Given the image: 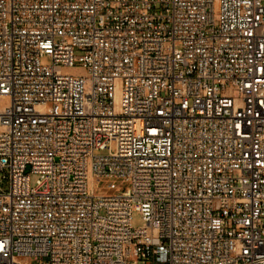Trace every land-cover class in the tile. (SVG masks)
<instances>
[{
  "label": "built area",
  "instance_id": "1",
  "mask_svg": "<svg viewBox=\"0 0 264 264\" xmlns=\"http://www.w3.org/2000/svg\"><path fill=\"white\" fill-rule=\"evenodd\" d=\"M0 103V264H264V0H0Z\"/></svg>",
  "mask_w": 264,
  "mask_h": 264
},
{
  "label": "rangeland",
  "instance_id": "2",
  "mask_svg": "<svg viewBox=\"0 0 264 264\" xmlns=\"http://www.w3.org/2000/svg\"><path fill=\"white\" fill-rule=\"evenodd\" d=\"M45 63H48V60L45 58L43 60ZM1 105V103H0ZM4 176H6V173L4 174H0V182H1V185H0V188H5V181H4ZM36 181H37V177L33 176L32 177V186L34 187L36 185ZM144 225V222L140 216L139 213L135 212L133 214V227L135 228H140Z\"/></svg>",
  "mask_w": 264,
  "mask_h": 264
}]
</instances>
